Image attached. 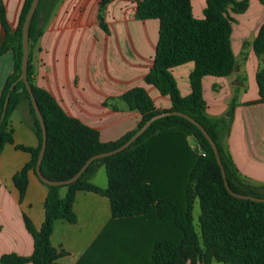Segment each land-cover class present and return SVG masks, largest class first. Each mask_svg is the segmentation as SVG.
Instances as JSON below:
<instances>
[{
    "label": "trees",
    "instance_id": "trees-1",
    "mask_svg": "<svg viewBox=\"0 0 264 264\" xmlns=\"http://www.w3.org/2000/svg\"><path fill=\"white\" fill-rule=\"evenodd\" d=\"M57 1L38 0L28 29L27 79L46 129V146L40 163L44 177L50 180L69 178L89 156L124 143L151 115L177 110L192 116L213 138L229 187L264 197V183H252L241 176L225 144L236 92L228 116L210 117L205 113L200 90L203 75L221 76L238 70V61L230 46L233 19L227 8L241 11L247 5L246 0H206L200 19L193 17L189 0L138 1L137 18L159 20L153 63L144 80L162 95H168L171 105L166 109L155 108L143 87L128 89L118 99L128 109L139 111L141 118L133 129L107 142L99 140L95 129L66 115L47 91L33 83V52ZM260 1L264 4V0ZM30 2L24 0L16 30L0 41V53L11 49L13 54L12 72L0 92V150L5 142L12 141L9 116L22 99L28 102L37 138L35 148L18 145L31 153L29 162L13 176L20 196L26 186V171L35 168L42 139L25 84L17 80L22 54L21 27ZM0 21L4 25L1 5ZM249 43L261 60L256 81L260 100L264 101V22L252 42L243 41L241 56ZM188 60L194 62L190 73L191 92L183 97L170 68ZM188 137L193 139L192 146ZM99 164H104L106 169L108 184L105 189L88 182ZM44 184L47 194L40 228L35 229L25 218L34 241L32 254L28 257L5 254L0 264H24L26 261L57 264L54 259L58 253L49 241L52 223L58 218L75 220L72 201L77 189L107 195L111 207V218L77 264H86L84 259L96 253L100 254L99 260H110V264H185L186 261L213 264V260L225 264H264V202L237 198L226 190L208 140L195 124L180 115L155 119L124 149L92 160L72 183ZM63 185L68 190L60 197L58 190ZM195 198L200 209L199 233L192 219Z\"/></svg>",
    "mask_w": 264,
    "mask_h": 264
},
{
    "label": "crops",
    "instance_id": "crops-1",
    "mask_svg": "<svg viewBox=\"0 0 264 264\" xmlns=\"http://www.w3.org/2000/svg\"><path fill=\"white\" fill-rule=\"evenodd\" d=\"M138 1L58 0L33 52V83L47 91L66 115L95 129L101 142L118 139L140 120L139 111L128 109L118 99L128 89L143 86L155 107L171 105L168 95L144 81L156 50L159 20L137 18ZM189 1L193 17L203 18L206 0ZM246 1L241 11L227 8L230 17H237V22H231L230 46L238 70L221 76L203 75L200 90L210 117L228 116L236 92L225 144L239 174L258 184L264 183V101L256 81L261 60L250 43L244 56L240 52L243 41L252 42L264 22V4ZM23 2L0 0L4 20V25L0 21V41L16 30ZM193 68L192 60L170 68L180 96L191 92ZM12 69L13 54L7 49L0 53V92ZM9 120L12 141L5 142L0 150V258L10 253L28 257L34 241L25 218L35 229L40 228L47 187L35 169L29 168L24 193L19 195L13 176L29 162L31 153L18 145L37 146L27 100L17 104ZM188 141L192 146L193 139L188 137ZM88 182L100 189L107 187L104 164L98 165ZM67 190L66 185L61 186L59 196L64 197ZM72 211L74 221L58 218L52 223L49 241L58 253L54 259L57 264H77L111 218L108 196L88 189L75 191ZM96 254L84 259L85 263L110 264Z\"/></svg>",
    "mask_w": 264,
    "mask_h": 264
},
{
    "label": "water",
    "instance_id": "water-1",
    "mask_svg": "<svg viewBox=\"0 0 264 264\" xmlns=\"http://www.w3.org/2000/svg\"><path fill=\"white\" fill-rule=\"evenodd\" d=\"M38 0H31L30 2V6L26 12V15L24 17V21L21 27V46H22V54H21V64H20V73L18 75L17 80H22L25 84L26 90L29 94L30 97V101L32 104V107L34 109V113L36 115V118L38 119L39 125H40V129H41V135H42V139H41V145L37 154V158H36V163H35V173L38 176V178L47 184H51V185H61V184H69L72 183L73 181H75L83 172V170L86 168V166L94 159L103 157V156H107L113 153H116L122 149H124L125 147H127L132 141H134L155 119L165 116V115H171V114H175V115H180L184 118H186L188 121H190L191 123L195 124L200 131L203 133V135L205 136V138L208 140L216 162L220 168V172H221V177L223 180V184L224 187L226 188V190L234 197L237 198H244V199H251V200H255V201H263L264 202V197L262 196H256V195H250V194H246V193H241V192H237L232 190L229 187L228 181L226 179V174H225V170L224 167L222 165L219 153H218V149L216 146L215 141L213 140V138L209 135V133L206 131V129L197 121L195 120L192 116H190L187 113L181 112V111H177V110H167V111H162V112H158L155 113L153 115H151L148 119H146L144 121V123L122 144H120L119 146L107 150V151H103L100 153H96L93 154L91 156H89L84 163L80 166V168L69 178L67 179H63V180H50L47 179L46 177L43 176V174L41 173L40 170V163L44 154V150H45V146H46V129H45V123L43 120V117L41 115V112L38 108L37 102L35 100L33 91L31 89V86L28 82L27 79V64H28V29H29V24H30V20L31 17L36 9ZM14 86V82L10 85V89ZM7 98L8 95L5 98V102H4V106L7 102ZM4 111L2 112V116H3Z\"/></svg>",
    "mask_w": 264,
    "mask_h": 264
},
{
    "label": "rangeland",
    "instance_id": "rangeland-1",
    "mask_svg": "<svg viewBox=\"0 0 264 264\" xmlns=\"http://www.w3.org/2000/svg\"><path fill=\"white\" fill-rule=\"evenodd\" d=\"M237 18V17H235ZM234 17H232V22L236 21ZM237 22V21H236ZM153 63V62H152ZM152 65V64H151ZM149 71V70H148ZM145 77V76H144ZM145 81V80H144ZM146 83V82H145ZM147 84H150V83H147ZM135 87H143V86H135ZM144 88V87H143ZM145 90V88H144ZM145 92L147 93V91L145 90ZM147 95L149 96V94L147 93ZM153 102V101H152ZM154 105V104H153ZM155 107V106H154ZM157 108V107H155ZM161 109V108H159ZM192 214H193V224H194V227L195 229L197 230V232L199 233V225H198V214H199V206H198V202L197 200L195 201L194 205H193V210H192ZM212 263L214 264H225V263H222L220 261H217V260H213ZM185 264H190L189 261H186Z\"/></svg>",
    "mask_w": 264,
    "mask_h": 264
}]
</instances>
